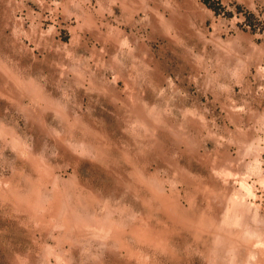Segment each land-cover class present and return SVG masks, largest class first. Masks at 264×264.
Here are the masks:
<instances>
[{"label": "rangeland", "instance_id": "1", "mask_svg": "<svg viewBox=\"0 0 264 264\" xmlns=\"http://www.w3.org/2000/svg\"><path fill=\"white\" fill-rule=\"evenodd\" d=\"M0 264H264V0H0Z\"/></svg>", "mask_w": 264, "mask_h": 264}]
</instances>
